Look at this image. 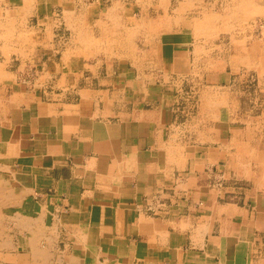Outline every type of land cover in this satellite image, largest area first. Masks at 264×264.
Here are the masks:
<instances>
[{"label": "crops", "instance_id": "crops-1", "mask_svg": "<svg viewBox=\"0 0 264 264\" xmlns=\"http://www.w3.org/2000/svg\"><path fill=\"white\" fill-rule=\"evenodd\" d=\"M0 2L18 253L36 237L46 264H264V44L230 38L210 60L170 0Z\"/></svg>", "mask_w": 264, "mask_h": 264}, {"label": "rangeland", "instance_id": "rangeland-1", "mask_svg": "<svg viewBox=\"0 0 264 264\" xmlns=\"http://www.w3.org/2000/svg\"><path fill=\"white\" fill-rule=\"evenodd\" d=\"M153 1L155 3L156 0ZM249 1L253 3V0ZM261 1L264 2V0ZM170 4L171 7H173L175 10H180L183 19L188 23L189 26L193 27V29L197 28L200 30V33L197 34L198 37H196V39L201 41V44L207 45L204 48V53L206 52L208 53V55H210V60L215 59L222 49L221 47H217V49L213 50V47H211V45L214 44L218 46L220 42H226L230 38L236 40L239 39L240 42H245L247 44L248 50L253 49L252 46H254V43L260 42L261 44H264V14H248L246 18H243L237 10L238 6L242 5L241 0H170ZM228 7L231 8V11H233L231 12L230 16L225 13L227 12ZM235 10H237V12L234 13ZM135 13H137V11H135ZM209 18H212V20L210 21ZM231 21H233L232 24ZM243 36L245 39L243 38ZM232 54L233 53H231L230 55L232 56ZM252 63L253 62L247 64V67L251 68L253 66ZM251 69H253V67ZM245 75L246 80H251L253 77L252 72H247L245 73ZM233 83L235 82L233 81ZM251 84L252 82L248 83L246 81V83L243 84V88L246 89ZM184 98L188 101L191 99H188V97ZM0 218L2 220H0L2 226L1 234H3L4 226L5 229H8L10 224L9 219L1 215V209ZM0 264L11 263L10 260L9 262H3V257L0 255Z\"/></svg>", "mask_w": 264, "mask_h": 264}, {"label": "bare ground", "instance_id": "bare-ground-1", "mask_svg": "<svg viewBox=\"0 0 264 264\" xmlns=\"http://www.w3.org/2000/svg\"><path fill=\"white\" fill-rule=\"evenodd\" d=\"M146 1V0H145ZM1 3V2H0ZM30 3V2H29ZM144 3V2H143ZM149 3V2H148ZM32 5V4H31ZM228 5V4H227ZM141 6V5H140ZM148 6V4H147ZM157 6V5H156ZM159 9V8H158ZM228 9V8H227ZM223 10V9H222ZM17 11V10H16ZM72 11V10H71ZM20 12V11H19ZM224 12V11H223ZM226 13V12H225ZM20 14V13H19ZM25 14V13H24ZM8 15V14H7ZM22 15V14H21ZM228 15V14H227ZM255 15V14H254ZM230 16V15H229ZM66 18V17H65ZM7 19V18H6ZM78 20V19H77ZM209 20L211 21L212 18ZM15 21V20H14ZM230 21V20H229ZM249 21V20H248ZM3 23V22H2ZM20 23V22H19ZM25 23V22H24ZM81 23V22H80ZM76 24V22H75ZM232 24V22H231ZM251 24V22H250ZM3 25V24H2ZM246 25V24H245ZM244 25V26H245ZM77 26V25H76ZM10 28V27H8ZM234 28V27H233ZM245 28V27H244ZM242 29V28H241ZM234 30V29H233ZM232 30V31H233ZM10 31V30H9ZM242 31V30H241ZM7 32V31H6ZM26 32V31H25ZM75 33V32H74ZM237 33V32H236ZM30 34V33H29ZM241 34V33H240ZM76 35V33H75ZM74 35V37H75ZM77 36V35H76ZM80 36V35H79ZM238 37V36H237ZM255 37V36H254ZM68 38V37H67ZM244 38V36H243ZM19 39V38H18ZM17 39V40H18ZM245 39V38H244ZM251 40V39H250ZM235 41V40H234ZM6 42V41H5ZM198 50V49H197ZM243 53V51H242ZM232 64V63H231ZM3 192V191H2ZM1 193V192H0ZM2 195V194H1ZM2 202V201H1ZM3 203V202H2ZM3 205V204H2ZM2 232V226L0 222V255L3 257V262H9L11 264H46V251L39 245V241L34 237L31 242L37 247L36 250L28 253H18L14 249L11 238L5 237ZM28 242V241H27ZM38 245V246H37Z\"/></svg>", "mask_w": 264, "mask_h": 264}]
</instances>
